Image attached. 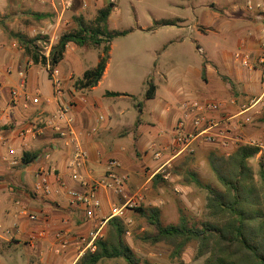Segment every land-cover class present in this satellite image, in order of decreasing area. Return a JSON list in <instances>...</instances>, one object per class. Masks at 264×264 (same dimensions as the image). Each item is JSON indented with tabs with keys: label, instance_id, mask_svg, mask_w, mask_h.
Segmentation results:
<instances>
[{
	"label": "crops",
	"instance_id": "obj_1",
	"mask_svg": "<svg viewBox=\"0 0 264 264\" xmlns=\"http://www.w3.org/2000/svg\"><path fill=\"white\" fill-rule=\"evenodd\" d=\"M90 1H88L89 4ZM212 1L208 4L204 24L206 26L196 25L200 27L197 29L198 35L208 36L210 34L208 28H210L213 29V33L222 35L224 41H236L238 53L249 58L248 66H244L242 57L236 58V54L231 61L228 51L222 50L219 56L222 58L221 66L225 72L223 74L217 72L218 77H215L216 71L206 68L204 73L206 86L190 90L188 96L193 99H203L202 101L224 103V108L214 113L213 117L230 119L236 132L241 131L239 135H243L244 138L246 137L242 133L244 130L240 129L242 119L249 116L257 117L253 121L254 128L248 135L261 145L263 150L260 149L259 155L262 156L264 155V119L258 116L264 109V101L250 108V111L244 115H241V112L243 107L249 106L252 101L259 98L262 92L256 57L259 44L264 38V0ZM94 2L93 7H96L98 11L112 1L95 0ZM54 5H56L55 0H0V180L9 181L8 195L0 198V217L6 230L11 232L10 236H7L5 232L3 235L0 234V246L8 247L23 243L29 252L37 257L36 261L30 260L29 264L31 261L35 264H75L83 255L81 252L83 246L79 243V238L86 237L96 223L88 221L84 211L73 206L64 191L48 198H42L33 193L36 173L40 168L56 170L55 174L65 184L66 189L80 190L78 183L71 178L67 167L72 151V138L68 135L55 134L49 128H43L44 122L59 108V105L52 100L53 88L47 68L33 65L23 54V50L18 47L17 42L7 35V31H13L9 28L11 24L27 18L24 14L49 12L55 19L53 25L55 30L52 36L55 38L56 32L66 26L67 22L63 21L64 16L61 18L60 12L56 11ZM197 6L198 4L195 6L191 4L190 12L194 13ZM74 50V45H68L64 60H71ZM251 58L253 63L250 62ZM62 62L57 69L66 88L70 83L72 72L60 68ZM234 63H239L240 67L233 66ZM7 68H11L12 72L15 71L17 77L19 71L25 70L23 88H21L20 78L15 82L11 77L12 73L6 74ZM107 72L108 64L96 87L72 94L73 129L88 154L86 169L92 171L95 176L102 177L108 169L109 162L116 161L120 165L119 172L128 178L129 188L145 177H148L147 181L152 179L179 158L176 157L168 163L170 155L165 154L162 159L155 160L152 157V151L171 145L173 129L183 116V112L179 106L170 127L164 131L158 130L154 125H143L139 119L133 125H128L130 108L123 101L124 96L128 94L116 91H106L105 95L100 97L91 94L104 81ZM211 75L215 80H211ZM211 81H214V84H210ZM13 90L26 91L33 97L40 96L42 103L35 106L21 98H17L14 102L11 94ZM107 92L119 93L120 96H107ZM44 100L49 102L45 103ZM165 110L168 112L169 108ZM100 117H103L102 121L99 120ZM59 124L65 131L67 126L64 123ZM32 126L42 128V134L23 141L19 137L20 132ZM128 137H132L133 154L124 142ZM11 151L13 154L10 153ZM24 152L36 153L37 158L31 164L23 165L21 157ZM134 156L139 161L133 160ZM142 157L145 159L140 160ZM50 181L53 189L59 188V183H56L54 176L50 177ZM98 197L101 201L99 215L101 218H107L110 205L117 201L104 191H100ZM24 213L36 214L40 222L36 224L29 221ZM1 226L0 229H2ZM61 229L69 232L72 246L60 256H56L51 250L52 240L54 233ZM40 231H44L48 238L45 240L38 238ZM33 237L36 239H32Z\"/></svg>",
	"mask_w": 264,
	"mask_h": 264
},
{
	"label": "rangeland",
	"instance_id": "obj_2",
	"mask_svg": "<svg viewBox=\"0 0 264 264\" xmlns=\"http://www.w3.org/2000/svg\"><path fill=\"white\" fill-rule=\"evenodd\" d=\"M94 1L91 0L90 4L88 2V7L84 10L77 2L72 11L66 12L63 21H66L67 25L56 32L55 38L52 37L55 30L53 16L37 21L24 14L27 18L16 21L9 28L15 33H23L31 38L37 35L47 36L48 43H38L42 53L47 54L60 34L75 27L72 21L74 15H83L86 22H91L95 18L97 8L93 7ZM212 2V0H116L115 8L108 19V29L112 32L127 33L112 41L107 75L91 94L100 97L105 95L106 91L126 93L128 95L124 96L123 101L130 108L128 125H133L139 119L143 125H154L160 131L167 130L183 102L203 100L193 99L188 96V92L206 86L204 82L206 68L216 71L215 77H218V73L225 72L221 66L220 52L228 51L231 61L238 53L236 41H224L222 35L213 33V29L208 28L210 33L208 36L198 35L197 29L200 27L196 25L205 24L208 4ZM191 4L194 6L198 4L194 13L190 12ZM9 38L12 39L10 36ZM74 47L72 59L64 60L60 65V68L72 72L69 88L66 87L71 94L81 91L75 88L76 81L80 79L84 71L96 66L102 51L100 48ZM250 62L253 63L252 58ZM238 64L234 63L233 66L240 67ZM11 77L15 82L19 80L15 71L12 72ZM212 79L215 80L213 75H211ZM148 83L156 86V97L151 100L146 98ZM210 84H214V81ZM166 108H169L168 112ZM263 112L264 109L258 117H261ZM254 117H251L250 123H244L242 119L240 129L244 130L242 133L246 135L245 138H249L248 134L254 128L253 121L257 119ZM124 142L133 154L132 137L125 138ZM241 145L245 144L230 145L225 149L215 144L198 145L193 154L180 156L164 171L158 172L157 174L161 177L155 185L152 182L155 176L148 181V177H145L135 185H131L129 193L130 195L138 192L142 194L143 201L140 203L142 207L159 208L164 225L177 223L179 211L188 216L191 222L200 224L208 220L206 209L208 194L194 183L186 184L188 174H195L202 185H210L221 190L222 187L212 171L211 160L215 161L222 156L228 157ZM154 152L155 150L152 151L153 154ZM144 159V157L140 158V160ZM133 160L138 159L134 156ZM261 162L264 164V155L259 154L249 161L255 179H258ZM8 185V180H0V198L8 195ZM134 209L126 213L124 222L128 230L125 239L141 264H204L206 257H196L195 245H189L181 259L176 260L170 258V250L167 246L163 244L151 246L136 239L137 235L151 231V228L147 227ZM1 218L0 234L3 235L6 227ZM104 230L105 226L102 234ZM30 260L36 261L37 257L29 252L23 243L8 247L0 246V264H29ZM32 261L30 264H35ZM99 264L126 263L123 260L114 259L105 260Z\"/></svg>",
	"mask_w": 264,
	"mask_h": 264
},
{
	"label": "trees",
	"instance_id": "obj_3",
	"mask_svg": "<svg viewBox=\"0 0 264 264\" xmlns=\"http://www.w3.org/2000/svg\"><path fill=\"white\" fill-rule=\"evenodd\" d=\"M114 8V3L110 2L98 9L91 22H86L83 15H74L72 21L75 27L60 34L57 42L50 46L48 57L38 45L39 42L48 43L47 36L37 35L31 38L23 33L6 31L16 40L33 65L49 67V78L51 71L64 60L68 45L102 49L96 66L86 70L75 83L76 89L88 91L96 87L103 77L110 59L112 41L127 33L108 29V19ZM27 15L37 21L52 18L49 13L28 12ZM155 94L156 86L148 83L146 98L151 100ZM106 95L120 96L119 93L109 92ZM262 118L264 119V112ZM259 153L258 147L241 145L228 157L222 156L215 161L212 159L211 168L222 187L221 190L202 185L195 174H188L186 184L194 183L207 191L208 220L197 224L179 211L177 223L164 225L159 208H145L140 205L134 211L151 231L135 238L151 246H167L171 259L180 260L185 249L189 245H195L196 257H206L204 264H264V164H259L258 179L254 178L249 164ZM36 158V153L24 152L21 164L29 165ZM160 177L155 175L152 180L154 185ZM127 230L124 220L110 218L102 236L94 241V251H85L75 264H99L114 259L123 260L126 264H141L126 242Z\"/></svg>",
	"mask_w": 264,
	"mask_h": 264
},
{
	"label": "built area",
	"instance_id": "obj_4",
	"mask_svg": "<svg viewBox=\"0 0 264 264\" xmlns=\"http://www.w3.org/2000/svg\"><path fill=\"white\" fill-rule=\"evenodd\" d=\"M41 1V0H36ZM88 1L90 0H55L57 12H60L61 18L66 12L72 10L76 2H80L81 9L88 7ZM115 2L116 0H111ZM49 52L45 54L48 57ZM244 66H248L249 58L240 53L236 54V58H241ZM257 68L260 71V85L261 95L256 100L252 101L249 106L243 107L241 115H244L250 111V108L260 104L264 101V38L259 44V51L256 57ZM49 69V67H47ZM6 74H11L12 69L7 68ZM21 80V88L25 84V70L17 73ZM51 82L53 88L52 100H54L59 108L44 122L43 128H49L55 134L61 136H70L72 151L68 159L67 167L70 172L71 178L78 183L80 190H69L61 182L60 178L55 174L56 170L40 168L36 173V181L33 185V193L42 198H48L52 195H58L61 191L69 197L70 203L82 209L84 211L85 218L88 221H95L93 230L86 236L80 237L79 243L83 246L82 254L89 250L94 251V241L102 236V231L106 222L113 217L125 220L126 213L130 209H134L140 205L143 201V196L140 192L130 195L128 188V178L126 175L119 172L120 165L116 161H110L108 169L102 177H97L92 171L86 169L88 162V154L82 147L80 141L75 135L73 129V118L71 116V110L73 105L72 94L67 91L64 86V81L61 78L59 70L54 68L51 71ZM13 101L17 98L23 99L25 102H31L35 106H39L42 101L40 96L33 97L26 91L18 92L13 90L11 92ZM67 101V102H66ZM48 103V100H44ZM225 104L221 102H209L199 100H189L181 104V110L183 116L178 120L172 136V143L169 147H161L156 149L153 154L155 160H160L165 154L170 155L168 163L174 158L182 155H191L195 152V147L201 144H215L222 148H228L230 145L245 144L252 147H258L263 150L252 138H244L240 136L235 127L230 123V119L221 118L216 119L213 117L214 113L221 111ZM100 121L103 117L99 118ZM251 117H245L244 123H250ZM64 123L67 127L66 130L60 127ZM42 128L36 126L28 127L22 130L19 137L25 141L29 138H35L37 135L42 134ZM93 131H95L93 129ZM13 154V152H10ZM54 176L56 183H59L58 189H53L50 177ZM100 191H104L106 194L112 195L117 202L112 203L109 208V215L107 218H101L99 213L101 212V201L98 197ZM24 216L29 221L38 224L40 219L36 214H26ZM7 236L11 235L10 230H6ZM38 238L45 240L48 235L44 231H40ZM32 239H36L33 237ZM72 246V239L69 237V232L66 229H61L54 233L52 240V253L56 256H60L66 252ZM80 249V250H81Z\"/></svg>",
	"mask_w": 264,
	"mask_h": 264
}]
</instances>
